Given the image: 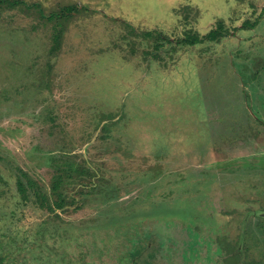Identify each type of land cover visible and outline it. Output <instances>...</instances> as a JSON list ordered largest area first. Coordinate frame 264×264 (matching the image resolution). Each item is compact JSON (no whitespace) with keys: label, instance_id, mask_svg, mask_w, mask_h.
Listing matches in <instances>:
<instances>
[{"label":"rangeland","instance_id":"1","mask_svg":"<svg viewBox=\"0 0 264 264\" xmlns=\"http://www.w3.org/2000/svg\"><path fill=\"white\" fill-rule=\"evenodd\" d=\"M16 1L0 5V264H224L217 237L242 252L228 264H264V0ZM70 6L51 52L48 16ZM218 23L216 42L177 43ZM67 168L62 209L18 193Z\"/></svg>","mask_w":264,"mask_h":264},{"label":"trees","instance_id":"2","mask_svg":"<svg viewBox=\"0 0 264 264\" xmlns=\"http://www.w3.org/2000/svg\"><path fill=\"white\" fill-rule=\"evenodd\" d=\"M19 3L18 1L14 0L13 2H10L9 0H0V5H9L13 6L15 4ZM75 10L74 6L70 7H62L56 12H52L48 16V20L54 21L55 24L52 27V46L50 48V51L52 52L53 49L57 48L60 41V31L61 29L59 26L64 23L65 19L68 18L73 11ZM248 22L245 21V25H247ZM252 25H249V27ZM223 26L221 23H218L216 28L211 29L206 35L204 36H198V34L187 32L183 38H180L177 40L178 44L183 45H189L193 46L195 44L202 43L204 41L209 42H216L223 36ZM153 35V32H146L145 37H150ZM158 43V42H157ZM158 45L155 46V50L158 49ZM154 57H158L157 54L153 55ZM71 173V168H67V170H59L53 174V178L51 180L50 186L48 191H43L40 188H37L35 184L31 183L29 180H27L28 185H24L25 183L21 179V177H16V185L18 193L21 195L22 199L26 200L29 199V192L32 190L33 197L35 198V202L39 203V207H45V209L54 212L57 209H62L65 205V198L63 197V193L61 191V185H62V172ZM81 184V189L83 190L84 186ZM29 191V192H28ZM50 196H53V203H48L47 200ZM253 215L258 216L257 212H252ZM251 213V214H252ZM263 214V215H262ZM261 216H264V212L259 214ZM250 216V212L246 215L245 221L247 220V217ZM245 221L243 222V228ZM245 229V228H244ZM242 229V230H244ZM264 232V229H263ZM225 239L226 237H217L215 238V242L217 244V247L215 249V252L218 253V256H222V261L224 264H228L229 261H232L233 259H240L242 256V252L239 251L235 245H232L230 242L227 246L225 245ZM2 260V259H0Z\"/></svg>","mask_w":264,"mask_h":264}]
</instances>
